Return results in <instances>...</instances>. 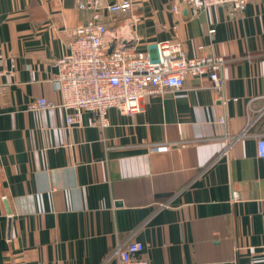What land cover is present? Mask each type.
Masks as SVG:
<instances>
[{
    "label": "crops",
    "instance_id": "1",
    "mask_svg": "<svg viewBox=\"0 0 264 264\" xmlns=\"http://www.w3.org/2000/svg\"><path fill=\"white\" fill-rule=\"evenodd\" d=\"M83 1L0 0V264H117L108 256L130 238L151 264H264V0L103 10L140 51L173 41L226 61L220 89L189 78L135 113L110 110L106 127L88 112L68 125L52 82L91 16ZM39 98L51 107L29 110Z\"/></svg>",
    "mask_w": 264,
    "mask_h": 264
},
{
    "label": "built area",
    "instance_id": "2",
    "mask_svg": "<svg viewBox=\"0 0 264 264\" xmlns=\"http://www.w3.org/2000/svg\"><path fill=\"white\" fill-rule=\"evenodd\" d=\"M106 1L84 0L80 3L81 9L90 11L91 16L85 25L72 32L67 51L55 61L57 73L52 82L61 95L60 107L67 112L68 125L79 123L82 115L88 112L95 116L91 123L93 126L106 127L110 110L135 113L141 109V101L145 97L178 91L189 78H205L214 89L223 86L224 57L189 58L181 45L173 41L156 44L155 54L129 46L120 31L107 28L103 10L110 15H126L131 10L132 1L123 0L112 5ZM173 1V11L178 14V0ZM185 1L198 3L201 9L223 6L243 12L253 0ZM2 63L0 54V88L3 87ZM49 107L51 105L44 98H39L28 109L40 112ZM247 130L234 137L232 142L245 136ZM257 153L264 159V137L257 140ZM167 206V203L161 205ZM144 250L141 242L130 238L116 244L107 260L114 258L117 264H151L144 256Z\"/></svg>",
    "mask_w": 264,
    "mask_h": 264
},
{
    "label": "water",
    "instance_id": "3",
    "mask_svg": "<svg viewBox=\"0 0 264 264\" xmlns=\"http://www.w3.org/2000/svg\"><path fill=\"white\" fill-rule=\"evenodd\" d=\"M112 50H113V47L111 48L110 52H112Z\"/></svg>",
    "mask_w": 264,
    "mask_h": 264
}]
</instances>
